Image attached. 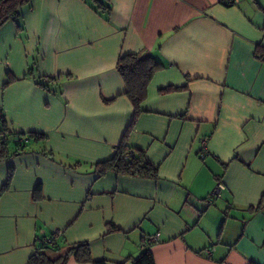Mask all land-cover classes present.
<instances>
[{"label":"crops","instance_id":"1","mask_svg":"<svg viewBox=\"0 0 264 264\" xmlns=\"http://www.w3.org/2000/svg\"><path fill=\"white\" fill-rule=\"evenodd\" d=\"M98 1L28 0L0 26V139L46 135L0 158V264L55 230L58 264H89L79 242L113 263L264 264V0ZM127 53L162 64L125 139L155 177L95 167L133 119Z\"/></svg>","mask_w":264,"mask_h":264},{"label":"trees","instance_id":"2","mask_svg":"<svg viewBox=\"0 0 264 264\" xmlns=\"http://www.w3.org/2000/svg\"><path fill=\"white\" fill-rule=\"evenodd\" d=\"M28 0H0V26L8 19L13 18L16 14L17 8L26 3ZM97 7L102 8V4L98 0H92ZM227 3V2H225ZM233 3V2H232ZM256 54L264 61V48L256 47ZM162 64L149 53H127L122 54L117 59V70L126 86V94L134 107V115L130 124L128 125L120 144L118 145L115 154L102 162H98L95 167L99 172H104L107 169H113L120 173L137 174L148 177H155L157 175V166L151 163L143 153L134 150V156L128 157L127 152L131 150L125 143V139L129 131L132 129L137 115L140 113L141 102L147 96L148 85L157 70L161 68ZM34 68H31L27 75L34 76L35 82L40 86L47 88V83L54 78H47L33 75ZM49 79V80H47ZM46 80L47 83H44ZM172 87L163 88L162 91H169ZM5 134L0 139V158L15 155L25 151L27 147L38 141H43L46 138L44 133L29 132L16 133L14 136L7 137ZM14 145L13 152H9V146ZM45 154L51 155L46 149L42 150ZM11 173L3 186V189L9 184ZM217 180L215 183H217ZM209 201V198L208 200ZM56 239L47 241L46 236L39 238L34 247V252L29 257L27 264H58V260L50 259L44 252V249L50 247ZM72 254L77 262H86L89 264H155L153 255L148 247L143 248L137 255L130 257L125 262H109L105 259H92L88 243L79 242L72 248Z\"/></svg>","mask_w":264,"mask_h":264},{"label":"built area","instance_id":"3","mask_svg":"<svg viewBox=\"0 0 264 264\" xmlns=\"http://www.w3.org/2000/svg\"><path fill=\"white\" fill-rule=\"evenodd\" d=\"M223 1L224 2H227V3H229V2H233L234 3L237 0H223ZM1 115L2 114H1V111H0V119H1ZM127 155H128V157L134 156V150L133 149L129 150L127 152ZM223 189H224V186H223L222 182L218 181L217 183H215L214 187L212 188V190H211V192L209 194V201H208V203H211L214 198L220 197L221 196V191ZM61 234H62V231L61 230H55L53 232V234L51 236H49V237H46V239H47V241H51V240H54L57 237H59ZM155 239H157V235H154V236H150L149 237V240L150 241H154Z\"/></svg>","mask_w":264,"mask_h":264}]
</instances>
